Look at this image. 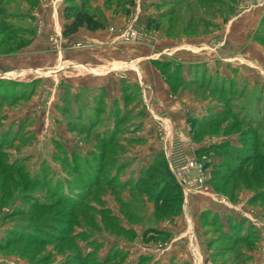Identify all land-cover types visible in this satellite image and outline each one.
Instances as JSON below:
<instances>
[{"label":"rangeland","instance_id":"374dc122","mask_svg":"<svg viewBox=\"0 0 264 264\" xmlns=\"http://www.w3.org/2000/svg\"><path fill=\"white\" fill-rule=\"evenodd\" d=\"M59 1L0 5L16 14L0 48V264H264V0H215L212 33L196 35L159 29L188 23L178 0H88L107 49L64 42ZM70 45L90 65L133 67L111 70L100 96L103 81L61 68ZM194 61L183 75L196 85L148 114L134 68ZM178 110L189 142L162 128ZM174 143L205 167L202 184L171 174L180 194L166 173ZM224 165L239 170L227 187Z\"/></svg>","mask_w":264,"mask_h":264},{"label":"trees","instance_id":"16d2710c","mask_svg":"<svg viewBox=\"0 0 264 264\" xmlns=\"http://www.w3.org/2000/svg\"><path fill=\"white\" fill-rule=\"evenodd\" d=\"M5 1H9V0H0V5L3 4ZM218 2L215 0H200L199 2L197 1V3H194V0H186V1L178 0V3H175V4H176V6H180V5L182 6L179 9V11H182V9H184L183 10V12L185 13L184 17H189L188 23L184 24L180 27V25H176V24L177 23L180 24L182 22L183 18L180 17V20H178L177 22H173V21L171 22L169 17H167V18L164 17V19H162V20H164V21H162V23H164V24L159 22L158 27H159V29L160 28L163 29L166 34L172 32L174 30H175V34H178V35L189 34V31L191 30L196 35V34H198V31H201V29L203 31H205V29L203 27L206 28V27L210 26V21L206 17L207 16V10H209L208 6L213 5V4L218 5L222 1H218ZM223 3H225V1ZM196 6H197V9L195 8ZM228 14H230V13L226 12V15H228ZM193 15H194V17H193ZM9 17L12 19V17L13 18L16 17V14L13 12L4 13V12L0 11V26L3 28V31L5 32V34L2 33L1 29H0V38H1L0 39V48L1 49L7 48V46L13 45L12 43H10L13 41H7L8 37L6 36V35H8L10 37L11 33L9 32V29L13 30V27H11L12 26L11 23H9V21H8V19H10ZM62 17L65 21V23L63 25V29H62V36L65 38L76 34L77 32H79L80 29H86L88 31H97V30H103L105 28V22L102 20L101 17H99L94 11L91 10L88 0H78V1L77 0H64V6L62 9ZM194 19H195V21H194L195 23H193ZM166 21L169 23H172V24L168 25L165 29L164 26L166 25V23H165ZM167 30H169L170 32H166ZM14 39L18 41L19 45L17 47L23 46L20 39L16 38L15 36H14ZM155 63H156L157 68L160 70L161 74L163 75V79L165 80V82L169 86L171 92L175 93L178 88L185 86V85L191 86V87L196 85V83L192 79H186L183 75L184 70H186L185 68L188 67V70H189L195 64L185 65L182 62L181 63L180 62H170L169 64H167L166 62H162V63L155 62ZM207 71L208 70L205 71V74ZM203 74H204V72H203ZM121 93H123V91H121ZM106 94L107 93L105 90H101L98 93V95L103 96V97ZM192 139L195 140V137L192 136ZM224 167L227 168L226 172L229 173L231 176L226 179L224 177V175H221L219 178H217V181L219 183L223 184L224 187H227L228 181L230 179H232L234 177V175H236L239 172V170L236 167H234L233 165H228V166L224 165ZM218 171H219V169H215L214 173L219 174L220 171L219 172ZM166 173L169 175L170 180L175 185V190H177V192L180 194L181 191H180L179 187L177 186V184L175 183L173 177H171L170 171H168ZM249 175H250V177L248 176V178L250 180V178H252V176H254V175H251V174H249ZM165 185H166V181H163L162 187H164ZM215 187H216V185H215ZM162 190L163 189L160 188V191H162ZM162 192L164 193V190ZM156 194H158V193H156ZM178 201L181 205V197H180V200H178ZM179 212H180V208L178 206L174 209L173 215L174 214L176 215ZM162 214H165V213H162ZM209 218H211V217H209Z\"/></svg>","mask_w":264,"mask_h":264},{"label":"crops","instance_id":"0c3cea01","mask_svg":"<svg viewBox=\"0 0 264 264\" xmlns=\"http://www.w3.org/2000/svg\"><path fill=\"white\" fill-rule=\"evenodd\" d=\"M59 4H60V8L57 11V15H61L62 9H63V3L61 2ZM28 11L31 12V10H28ZM236 16H237L236 14H234L233 16L228 15L229 18L227 17L225 24H227L231 19H233ZM60 31H61V35H62V30H60ZM210 32H211V30L208 32L205 31L204 34H208ZM197 37H199V36H197ZM197 37H195V38H197ZM192 38H194V37H192ZM62 39L64 40V42L65 41L68 42V41H72V40H75V41L78 40V41L84 42L87 46H89V49H93V48L98 47V46L101 49L102 44L105 43V44H103V46H104V48L107 49V48H109L107 45L111 42V35L106 34L105 30L88 31L86 29H80L79 32H77L76 34H74L70 37H66V38L63 37ZM195 43H198V40L195 41ZM188 45H189V47H191V46L194 47L192 44L191 45L188 44ZM70 48H71V45L64 49L65 52L62 53V51H61V54H60L61 63H62L60 65L61 68H67L68 66H73L76 68L77 73L75 75L77 77L83 78V76H85L83 74H85V73H82V72H86V73H88V74H86L87 76H89L93 79H96L97 81H103V82H97L95 84L96 87L92 88V89H99V91L105 90L107 94H109V92H110L108 90V84L112 80V78L110 79V77H109V76H111V74L109 72L111 70L116 71L117 69L128 68L131 66L133 67L132 63L118 62L116 59L113 61L107 62V64L99 63V65H95V64L90 65L87 62H82L81 60H79L78 54L76 57V55L74 53L75 51H73L74 49H70ZM174 50L177 51V50H179V48L176 47ZM65 62H66V64H65ZM182 63H184L185 65L186 64L192 65V64H198L199 62L194 61V62H189V63H187V62H182ZM134 70L136 72L135 75L139 78V80H134V82H132L130 80V82L132 84H134L135 86L136 85L139 86V88L141 89V93H142L144 100H145V96H148V97L151 96V99H150L151 100V102H150L151 110L148 109L149 105H148V107L146 105V108L149 111V112L147 111L148 114L151 113V115L153 116L154 114L157 115V114L161 113L163 110H161L159 108H158V110H156L157 109L156 105H160L161 107H163V103L167 99L172 101V102H175L174 98L177 99L178 96L182 94L181 88H178L175 93L171 92L169 86L167 85V83L163 79V75L161 74L160 70L157 67L154 68L155 73H153V70H149V73H147V76L144 74L143 70H142V74L140 72L141 71L140 69L134 68ZM150 76H152V77H150ZM112 77L115 79L114 76H112ZM121 78H123V77H121ZM65 80L69 81L66 78H65ZM127 80H128V78H127ZM116 81L118 82L119 80L116 79ZM80 86H83V85H80ZM120 93L121 92H119V91H118V93H116L118 95V97H115V99L119 98ZM170 106H171L170 109L176 107V105H174L172 103ZM161 116H163V114H161ZM164 117L165 118H163L162 121L166 124L165 125L166 127L162 125V128H163V130L165 129L164 130L165 133L173 132L175 135L182 134V136L185 138V139H183V140H185L184 142H189L188 141L189 137L187 136L188 134L187 133L184 134L185 128H184L183 114L178 110L177 115L168 116L167 114H164ZM176 117L179 119L177 121V123H179V125L175 122V120H173ZM175 123L177 125L175 126V130H173L172 126ZM177 130H179V131H177ZM191 140L194 141L192 139V137H191Z\"/></svg>","mask_w":264,"mask_h":264},{"label":"built area","instance_id":"2783aa9c","mask_svg":"<svg viewBox=\"0 0 264 264\" xmlns=\"http://www.w3.org/2000/svg\"><path fill=\"white\" fill-rule=\"evenodd\" d=\"M112 30V29H111ZM174 143L171 147L172 155L168 157L170 172L180 185L187 187L189 184H202L205 181L204 164L193 157L185 156Z\"/></svg>","mask_w":264,"mask_h":264}]
</instances>
